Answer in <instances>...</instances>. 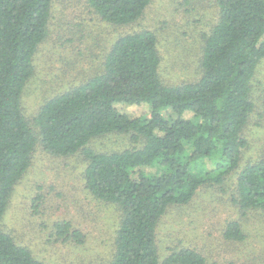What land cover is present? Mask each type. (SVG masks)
Segmentation results:
<instances>
[{
  "label": "trees",
  "instance_id": "1",
  "mask_svg": "<svg viewBox=\"0 0 264 264\" xmlns=\"http://www.w3.org/2000/svg\"><path fill=\"white\" fill-rule=\"evenodd\" d=\"M87 2L101 20L127 25L151 0ZM52 4L0 0V221L35 151L80 153L86 189L120 213L112 256L98 264H206L198 246L170 247L159 258L157 227L171 205L205 196L220 202L232 175L231 203L242 213L264 212V158L243 160L256 106L251 83L264 59V0H215L217 20L202 34L197 80L164 83L155 32L124 33L106 49L98 74L57 91L33 113L24 104L32 117L27 119L23 94L35 75ZM116 104H145L149 116L131 117ZM97 138L126 143L93 151L88 144ZM40 198L34 197V207ZM53 236L81 238L65 221L54 224ZM222 237L243 241L240 219L227 218ZM0 264L48 263L15 243L0 224Z\"/></svg>",
  "mask_w": 264,
  "mask_h": 264
},
{
  "label": "rangeland",
  "instance_id": "2",
  "mask_svg": "<svg viewBox=\"0 0 264 264\" xmlns=\"http://www.w3.org/2000/svg\"><path fill=\"white\" fill-rule=\"evenodd\" d=\"M216 14L215 0H151L137 21L114 25L101 20L87 0H53L47 36L36 51L35 75L24 91L22 108L25 104L33 113L57 91L98 74L110 43L120 34L142 29L156 34L164 83L195 81L201 75L202 34L210 31ZM257 69L251 83L256 106L245 132L250 141L244 149L245 161L264 158V59ZM116 106L131 117L149 116L145 104ZM23 111L27 119L32 118ZM119 143L97 138L88 147L111 150ZM83 165L80 153L58 157L35 151L31 164L14 185L0 221L15 243L48 264H98L112 256L119 209L90 194ZM227 180L230 186L221 193L220 202L205 196L187 206L168 207L157 227L159 258L165 257L170 247L198 246L206 264H264V212L249 209L242 213L230 201L235 195V177ZM40 194L39 207H34L33 199ZM227 218L240 219L246 234L243 241L222 237ZM64 221L80 232V240L53 236L54 224Z\"/></svg>",
  "mask_w": 264,
  "mask_h": 264
}]
</instances>
